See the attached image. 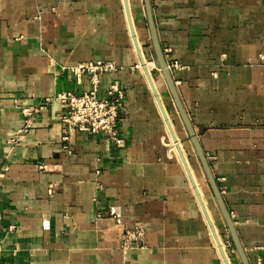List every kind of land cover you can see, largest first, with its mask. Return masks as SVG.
<instances>
[{
    "label": "crops",
    "instance_id": "0c3cea01",
    "mask_svg": "<svg viewBox=\"0 0 264 264\" xmlns=\"http://www.w3.org/2000/svg\"><path fill=\"white\" fill-rule=\"evenodd\" d=\"M128 3L154 62L143 0ZM149 5L244 260L264 264V0ZM88 61L122 67L123 143L76 133L63 149L60 103L38 107L89 90L88 77L69 70ZM112 76L99 77V98ZM152 78L221 246L230 264H243L159 68ZM138 228L142 237L123 247L124 231ZM0 264H223L139 66L122 0H0Z\"/></svg>",
    "mask_w": 264,
    "mask_h": 264
},
{
    "label": "built area",
    "instance_id": "2783aa9c",
    "mask_svg": "<svg viewBox=\"0 0 264 264\" xmlns=\"http://www.w3.org/2000/svg\"><path fill=\"white\" fill-rule=\"evenodd\" d=\"M76 77L86 75L90 89L80 94L63 92L53 98L44 99L38 109L44 110L53 101L61 105L59 113L60 140L64 143L63 149H68L76 133L104 135L107 140L116 146L123 141L117 130L120 104L123 99V90L117 74L122 67L108 61H88L69 68ZM103 74L112 76L104 98L97 96L99 77ZM28 129L24 126V132ZM143 235L142 229L125 230L121 236L123 247L139 240ZM225 249V245L222 242Z\"/></svg>",
    "mask_w": 264,
    "mask_h": 264
},
{
    "label": "water",
    "instance_id": "95a60500",
    "mask_svg": "<svg viewBox=\"0 0 264 264\" xmlns=\"http://www.w3.org/2000/svg\"><path fill=\"white\" fill-rule=\"evenodd\" d=\"M123 1V7H124V11H125V17H126V21H127V26H128V30H129V34H130V37H131V40H132V44H133V48L135 50V53L137 55V58L139 60V62L144 65V61H143V52H142V49H141V46L139 45V42H138V39H137V36H136V33H135V29H134V26H133V21H132V18H131V13H130V9H129V3H128V0H122ZM143 3H144V7H145V15H146V21H147V27L149 29V33H150V38H151V42H152V45H153V51H154V62L157 64L159 70L161 71V74L162 76L164 77L168 87L170 88V91L172 93V97H173V101H174V104H175V107H176V111L177 113L179 114L180 118L182 119V122H183V125L185 127V130L187 132V135H188V138L190 140V142L195 146L196 148V151H197V155H198V158H199V161H200V164L202 166V169L207 177V181L210 185V189L213 193V196H214V199L223 215V218H224V221L226 223V226L230 232V235H231V238L233 240V243L237 249V252L239 253L240 257H241V260L243 262V264H247L244 260V257H243V254L241 252V249L238 245V242H237V239H236V236H235V233H234V230H233V227H232V223H231V220L229 218V215L228 213L224 210L223 208V204H222V201H221V196L219 194V191L217 189V186L215 184V181L213 179V177L211 176L210 174V171H209V168L207 166V163L203 157V155L200 153V151L198 150V147H197V139L191 129V126L189 125V122L185 116V113L184 111L181 109L180 105L178 104V101H177V98L174 94V90H173V87H172V83H171V79L169 77V73H168V67H167V64L163 58V55L161 53V50L159 49V46H158V43H157V38H156V33H155V29H154V25H153V20H152V15H151V9H150V5H149V0H143ZM143 71H144V75H145V78H146V81L149 85V89L154 97V100H155V103L161 113V116H162V119L165 123V126H167V129L173 139V141L175 140V137H174V133L170 127V123H169V119L167 118V114L165 113V109L163 108L161 102H160V97H159V94L157 92V90L155 89V85L153 83V78L151 76V72L149 73L144 67H143ZM182 143V141L180 142ZM176 149H177V152H178V156H179V159H180V162L185 170V173L187 175V178L189 180V183L193 189V192L195 193V198L197 199V203L199 204V207H201V211L205 217V220L207 222V225L209 227V230H210V233L213 237V240L215 241L216 245H217V249L219 251V255L221 257V260L223 262V264H230V261H229V258L227 256V253H225V251H223V249L221 248V243H219V240H218V234H217V231L215 230L213 224L209 221L208 219V216H207V213L202 205V202H201V199L199 197V195L197 194V190H196V186L193 182V179L189 173V169L187 167V164H186V161H185V158L183 157V154L181 152V149L179 148V146H176ZM221 240V239H220Z\"/></svg>",
    "mask_w": 264,
    "mask_h": 264
},
{
    "label": "bare ground",
    "instance_id": "6f19581e",
    "mask_svg": "<svg viewBox=\"0 0 264 264\" xmlns=\"http://www.w3.org/2000/svg\"><path fill=\"white\" fill-rule=\"evenodd\" d=\"M144 55V54H143ZM143 61H144V65H142L140 62H139V60H138V63H139V66H140V68H141V71H142V73L144 74V71H143V67L149 72V69H148V67L151 69V63H148V64H146V61H145V59H144V57H143ZM150 73V72H149ZM144 77H145V75H144ZM146 79V78H145ZM154 83V82H153ZM149 86V85H148ZM160 102H161V100H160ZM162 104V103H161ZM162 106H163V104H162ZM164 108V107H163ZM165 109V108H164ZM160 112V111H159ZM166 113V112H165ZM161 114V113H160ZM167 114V113H166ZM167 116V115H166ZM167 118H168V116H167ZM169 119V118H168ZM169 123H170V127H171V129H172V131H173V127H172V125H171V122H170V120H169ZM167 127V126H166ZM168 130V129H167ZM169 132V131H168ZM173 133H174V131H173ZM170 134V133H169ZM170 137H171V135H170ZM174 137H175V134H174ZM171 140H172V142L175 144V149H176V146H179L178 145V142L179 141H177V139H176V137H175V140L173 141V139H172V137H171ZM179 148L181 149V147L179 146ZM177 150V149H176ZM181 152H182V150H181ZM177 154H178V152H177ZM182 154H183V152H182ZM183 157L185 158V156H184V154H183ZM185 161H186V158H185ZM186 164H187V162H186ZM187 167H188V165H187ZM189 169V168H188ZM185 171V170H184ZM189 173H190V171H189ZM192 173V176H193V178L192 179H194V181H195V183L194 184H196V186H197V188H198V190H199V192H200V188H199V186H198V184H197V181H196V178H195V174L193 173V172H191ZM191 173H190V175H191ZM191 176V177H192ZM193 181V182H194ZM197 188H196V190H197ZM193 190V189H192ZM198 190H197V194L199 195V197H200V199H201V196H200V194H199V192H198ZM194 196H195V193H194ZM196 201H197V199H196ZM201 202H202V205H203V207H204V209H205V206H204V204H203V201H202V199H201ZM200 210H201V207H200ZM206 210V209H205ZM202 212V211H201ZM204 216V215H203ZM219 243H221L220 241H219ZM222 245V244H221ZM217 246V245H216ZM223 246V245H222ZM222 246H221V248H222ZM223 249V248H222ZM224 251V250H223Z\"/></svg>",
    "mask_w": 264,
    "mask_h": 264
},
{
    "label": "rangeland",
    "instance_id": "374dc122",
    "mask_svg": "<svg viewBox=\"0 0 264 264\" xmlns=\"http://www.w3.org/2000/svg\"><path fill=\"white\" fill-rule=\"evenodd\" d=\"M144 58H145V61H147L146 64L151 63V68H152L154 62L147 60V57H146V56H144ZM137 69H139V68H137ZM148 69H149V72H151V76H152V77L154 76V73H157V72H158V68H157L156 66H154V68H153L152 71H150V68H149V67H148ZM185 157H186V155H185ZM186 159H187V158H186ZM187 162H188V160H187ZM188 164H189V162H188ZM194 173H195V172H194ZM218 240L220 241L219 237H218ZM220 242H221V241H220ZM221 244H222V243H221Z\"/></svg>",
    "mask_w": 264,
    "mask_h": 264
}]
</instances>
